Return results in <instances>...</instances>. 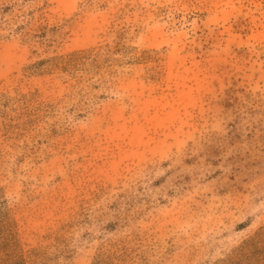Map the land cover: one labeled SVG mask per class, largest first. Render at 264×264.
<instances>
[{
	"label": "rangeland",
	"instance_id": "obj_1",
	"mask_svg": "<svg viewBox=\"0 0 264 264\" xmlns=\"http://www.w3.org/2000/svg\"><path fill=\"white\" fill-rule=\"evenodd\" d=\"M0 264H264V0H0Z\"/></svg>",
	"mask_w": 264,
	"mask_h": 264
}]
</instances>
